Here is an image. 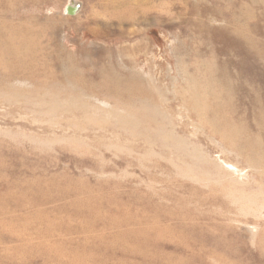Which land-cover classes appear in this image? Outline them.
<instances>
[{
	"label": "rangeland",
	"instance_id": "obj_1",
	"mask_svg": "<svg viewBox=\"0 0 264 264\" xmlns=\"http://www.w3.org/2000/svg\"><path fill=\"white\" fill-rule=\"evenodd\" d=\"M76 1L0 0V264H264V0Z\"/></svg>",
	"mask_w": 264,
	"mask_h": 264
},
{
	"label": "bare ground",
	"instance_id": "obj_2",
	"mask_svg": "<svg viewBox=\"0 0 264 264\" xmlns=\"http://www.w3.org/2000/svg\"><path fill=\"white\" fill-rule=\"evenodd\" d=\"M75 4H78V1H76L75 0ZM262 2V1H261ZM71 4V3H70ZM148 4V3H147ZM72 5V4H71ZM118 5V4H117ZM142 5V4H141ZM149 5V4H148ZM143 6V5H142ZM146 6V5H145ZM80 8V7H79ZM132 8V7H131ZM133 9V8H132ZM239 9V8H238ZM250 9V8H249ZM247 15V14H246ZM245 22V21H244ZM236 26V25H235ZM256 29V28H255ZM239 30V29H238ZM261 35V34H260ZM236 36V35H235ZM263 39V38H262ZM254 46V45H253ZM222 82V81H221ZM221 82H219V83H221ZM201 89V88H200ZM227 97V96H226ZM225 100V99H224ZM221 102V101H220ZM219 105V104H218ZM209 106V105H208ZM222 108V107H221ZM197 110H199V109H197ZM196 110V111H197ZM258 110V109H257ZM201 115V114H200ZM227 118V117H226ZM262 118H264V117H262ZM208 120V119H207ZM257 122V121H256ZM242 123V122H241ZM241 125V124H240ZM225 126V125H224ZM244 126V125H243ZM233 127V126H232ZM235 127V126H234ZM233 127V128H234ZM234 129H236V128H234ZM240 129V128H239ZM237 130V129H236ZM261 130V129H260ZM242 131V130H241ZM234 132H236V131H234ZM228 134V133H227ZM238 136V135H237ZM259 137V136H258ZM258 137H257V139H258ZM226 138V137H225ZM232 138V137H231ZM238 138H236V140H237ZM256 139V138H255ZM239 141V140H238ZM247 141V140H246ZM245 141V142H246ZM255 141V140H254ZM236 143V142H235ZM238 143H241V142H238ZM256 143V142H255ZM245 144V143H244ZM238 145V144H237ZM250 145V144H249ZM255 145V144H254ZM261 145H263V144H261ZM178 146V145H177ZM262 147H264V146H262ZM258 148V147H257ZM256 149V148H255ZM262 150V149H261ZM259 151V150H258ZM254 152V151H253ZM256 152V151H255ZM254 152V153H255ZM263 156V155H262ZM256 157V156H255ZM264 159V158H263ZM258 160H259V158H258ZM230 166V165H229ZM236 166V165H235ZM262 166V165H261ZM236 169V168H235ZM238 169V168H237ZM245 169V168H244ZM246 172V171H245ZM246 175H247V173H246ZM262 175H264V169H263V171H262ZM140 223V222H139ZM162 229V228H161ZM167 237V236H166ZM120 238V237H119ZM169 238V237H168ZM180 240V239H179ZM168 241V240H167ZM64 258V257H63Z\"/></svg>",
	"mask_w": 264,
	"mask_h": 264
},
{
	"label": "water",
	"instance_id": "obj_3",
	"mask_svg": "<svg viewBox=\"0 0 264 264\" xmlns=\"http://www.w3.org/2000/svg\"><path fill=\"white\" fill-rule=\"evenodd\" d=\"M68 11H69V13L73 14V13L76 12V9H75L74 6H69V7H68Z\"/></svg>",
	"mask_w": 264,
	"mask_h": 264
}]
</instances>
